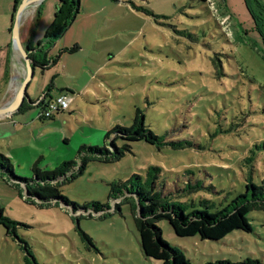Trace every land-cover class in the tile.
<instances>
[{"label": "rangeland", "instance_id": "obj_1", "mask_svg": "<svg viewBox=\"0 0 264 264\" xmlns=\"http://www.w3.org/2000/svg\"><path fill=\"white\" fill-rule=\"evenodd\" d=\"M221 1L220 10L228 16L231 29L229 39L203 2L79 0V10L63 32V37L75 39L78 50L63 52L43 70L35 67L26 86L32 100L48 84L52 83L51 94L66 86L71 100L52 119L37 118L40 108L35 105L23 110V116L13 117L10 127L22 130L10 144L14 174L32 176L34 162L39 170H52L64 160H76L77 166L81 144L105 145L110 150L104 132L116 124L129 125L137 109L164 142L130 141V150L112 160L87 153L84 166L74 167L73 176L56 178L64 200L80 206L93 200L109 204L110 208L97 212L74 211L62 197L40 201L0 171V208L17 222L15 235L29 246L36 264H160L140 249L135 201L128 197L113 208L108 197L111 182L131 173L144 176L150 165L160 166L155 190L180 201L185 211L225 205L245 190L249 174L255 183L264 179V43L245 0ZM57 2L39 3L35 38L44 36ZM29 18L19 30L20 39L31 25ZM56 52L52 50L53 55ZM12 62L9 52L10 75ZM18 64L20 76L12 86L8 81L3 103L23 77L20 56ZM1 90L0 85V95ZM1 139L0 150L8 152V142ZM123 142L115 139L117 146ZM249 155L251 163L245 159ZM186 182L193 187L186 188ZM247 217L249 231L232 229L216 240L197 234L179 236L165 218L156 224L161 236L178 247L190 264L246 257L264 262V209L252 208ZM81 232L90 237L89 242ZM23 254L13 233H6L0 223V264H25Z\"/></svg>", "mask_w": 264, "mask_h": 264}, {"label": "trees", "instance_id": "obj_2", "mask_svg": "<svg viewBox=\"0 0 264 264\" xmlns=\"http://www.w3.org/2000/svg\"><path fill=\"white\" fill-rule=\"evenodd\" d=\"M194 1L203 2L202 7L207 10L217 25L220 26L215 15L212 14L211 10L209 9L207 0ZM213 1L217 14L227 16L222 12V10H220V4H222V1ZM18 2L19 0H14L11 21L13 19L15 8ZM245 3L252 18L256 22V28L264 43V30L262 29L264 26V0H245ZM39 7L40 5L36 7L32 20L31 31H33V27L35 26L36 20L39 16ZM78 10L79 0H58L55 6L53 19L48 28L44 31V36L42 39L43 41H37L35 45H33L30 41H28L27 44H24L29 50L30 58L34 68L39 67L41 70H43L56 63L57 59H59V54L57 53L55 55H47L41 45L45 46L44 44H49L57 39L67 29L72 18L75 16ZM148 12L151 13L150 11ZM256 13L259 16H257ZM221 32L226 38L229 39V37H231V34L228 36L222 30ZM78 48V44L73 43L70 46L62 47L59 51L72 53L77 51ZM7 73L8 70H4L5 82ZM51 87L52 83L46 86L44 98L39 99L37 97L36 99L32 100L28 97V101L24 100L19 105L17 110L22 111L29 106L35 105L40 108L38 111V118L52 119L55 113L66 109L68 106L66 108H56L52 110L48 116L41 115L42 108H45L47 106V102L56 96L46 97V94L49 93V89ZM61 89L62 88H59V90ZM118 137L124 140L121 146H117L115 143V139ZM104 138H110V150L105 145H79L77 148V154L81 156V158L79 159L80 162L77 166L76 160H64L56 165L52 170H39L36 162H34V165L31 167L33 172L32 176H18L14 174L12 163L9 157L0 152V171L6 172L11 179L17 180L18 183L23 186L26 194L32 195L40 201H51V199L61 197L62 200H64L63 196L59 194L55 180L56 178H61L66 173H69L70 176H73L74 167H77L79 170L84 166L87 153H96L98 156H103V159L105 160H112L114 158L121 157L125 151L130 150V141L144 140L148 143L154 144L164 142L160 135L156 134L144 123L143 114L140 109L135 110L132 117V122L129 125L116 124L112 126L104 132ZM170 144L175 146V144L180 145L181 143L170 142ZM252 146L259 147V145L255 143ZM245 159L248 163H251L253 158L252 155H249ZM159 171L160 166L150 165L147 167L144 176L140 173H131L130 176L124 180L111 182L108 197L111 201H114L113 208H118V204L122 202L123 199H127L128 197H131V199L135 201L136 206H132V208L135 211L134 221L138 232L140 249L143 255L159 260L160 264L190 263L178 247L171 245L161 236L160 228L156 224L158 219H167L174 233L179 236L197 234L201 238L216 240L222 238L232 229L249 231L251 229V224L247 217L248 211L252 208L264 209V179H262L260 183H255L249 174L245 182V190L235 195L225 205L214 210H208L207 208H191L190 210L185 211L184 206L180 201L171 200L169 197L161 195L160 192L155 190L154 182ZM196 184L197 182L194 183V185ZM185 187L192 188L193 184L186 182ZM64 202L71 205V208L72 210L74 209V211L77 209H92V211L97 212L102 209L110 208L108 203L102 204L101 202L94 200L85 202L82 206L77 205L75 202H71L67 199L64 200ZM201 202L206 201L201 200ZM205 205L210 206V204ZM0 223L5 227L6 233H13L14 237L18 241L19 246H21L23 249V260L25 264H36L29 246L22 238H19L15 235V225L17 222L3 215L1 208ZM81 233L89 242L90 237L84 232ZM202 264H264V262L257 258L246 257L242 261L231 262L226 259H217L206 261Z\"/></svg>", "mask_w": 264, "mask_h": 264}, {"label": "crops", "instance_id": "obj_3", "mask_svg": "<svg viewBox=\"0 0 264 264\" xmlns=\"http://www.w3.org/2000/svg\"><path fill=\"white\" fill-rule=\"evenodd\" d=\"M13 5H14V0H0V38L2 39V40L0 39V47L2 45H5L4 47L7 48L5 55L0 53V56H1L0 57V63H1L0 64V85H1V88L3 89V90H1L2 94L0 95V99H2V101L0 102V104L3 103L4 98H1V97L6 94L7 85H8V81H9V75H10L9 74L10 73V66L7 67L6 57L8 56L9 52H10V58H11V56H13V54L11 53L12 48L10 47V40L8 38L9 35L7 33V31H8V28H7L8 16H10L9 17V21H10L11 16H12ZM38 5H39V3L36 4L35 6L28 7V9L24 12V14L22 15L21 21H20L19 30H20V28L23 27V25L25 24V21L27 20L28 17H30L29 18L30 20L28 22H31V25H32L33 16L35 14V10H36V7ZM31 25H28V27H26V29L24 28V31H26V32L24 33V31H23L24 38H21V41L23 44H27L28 41H30L33 45H35V43L37 41H40L43 39V37L41 38L39 36H38V38H35L34 32L31 31ZM65 32H67V31H65ZM21 37H22V35H21ZM60 42H62V44L59 45ZM70 42L76 43L74 38H72L71 36H68V35H66V37H63V33H62L57 39H55L54 41H52L49 44H44L45 46L41 45V47L44 49V51L47 53V55H53L52 50L56 49V51H57L56 53H58L59 57H60L61 54L63 53V51L60 52L59 50L62 47L70 46L71 45V44H69ZM47 45H48V47H47ZM64 53H68V52H64ZM63 68L65 69L64 66L61 67L62 70H63ZM4 70H8V73L6 75V82L4 81V76H5ZM60 88H62V89L61 90L58 89V91L55 90V92L53 94H51L49 92L48 94H46V97H49V96L53 97V96L57 95L58 93H63V92L65 93V92L69 91V89L66 86H64V87L61 86ZM44 91H45V89L41 92L40 95L44 94ZM24 113L25 112H23V110L18 111L16 109V110L12 111L11 113L0 115V125L3 126V129L0 130V133H1L0 138H4L1 140L8 142L6 145L8 152L2 151V150H0V152L4 153L6 156H8L10 161L12 159L11 157H13V154L10 150V147H11L10 144L13 142L14 134H15V137H17V133L22 131L21 127H19V126L10 127L11 126L10 123H13V121H15L13 118L15 115L18 114V116H23ZM37 118H38V116H37ZM11 148H13V146Z\"/></svg>", "mask_w": 264, "mask_h": 264}, {"label": "water", "instance_id": "obj_4", "mask_svg": "<svg viewBox=\"0 0 264 264\" xmlns=\"http://www.w3.org/2000/svg\"><path fill=\"white\" fill-rule=\"evenodd\" d=\"M41 1L42 0H19L15 8L10 29V47L13 48L15 46L18 49L23 63L24 73L18 88L13 93L11 98H9L5 103L0 104V115L11 113L12 111L16 110L24 100L28 101L26 86L29 79L33 75L34 66L32 65L29 50L22 43L19 37V26L22 15L28 9V7L35 6Z\"/></svg>", "mask_w": 264, "mask_h": 264}, {"label": "built area", "instance_id": "obj_5", "mask_svg": "<svg viewBox=\"0 0 264 264\" xmlns=\"http://www.w3.org/2000/svg\"><path fill=\"white\" fill-rule=\"evenodd\" d=\"M207 4L209 9L211 10L212 14L215 15L221 30L228 36H230L231 31L229 29V23H228V17L224 15L217 14L215 4L213 0H207ZM39 99L44 98V94L40 95L38 97ZM38 99V100H39ZM71 100V96H69L67 93H60L56 95L54 98L50 99L47 102V106L45 108H42L41 115L48 116L52 110L56 108H66L68 106V103Z\"/></svg>", "mask_w": 264, "mask_h": 264}, {"label": "bare ground", "instance_id": "obj_6", "mask_svg": "<svg viewBox=\"0 0 264 264\" xmlns=\"http://www.w3.org/2000/svg\"><path fill=\"white\" fill-rule=\"evenodd\" d=\"M19 56H20L19 51L14 46L13 47V62L11 64L14 67L13 68L14 70H12V74L10 75V79H9L10 86L17 83L18 76H20V73H19L20 65L18 64L19 63Z\"/></svg>", "mask_w": 264, "mask_h": 264}]
</instances>
